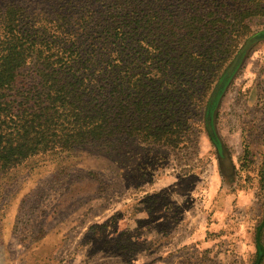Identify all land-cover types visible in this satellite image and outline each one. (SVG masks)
I'll use <instances>...</instances> for the list:
<instances>
[{
  "label": "rangeland",
  "instance_id": "rangeland-1",
  "mask_svg": "<svg viewBox=\"0 0 264 264\" xmlns=\"http://www.w3.org/2000/svg\"><path fill=\"white\" fill-rule=\"evenodd\" d=\"M234 2L0 0V37L7 12L17 8L16 28L27 45L36 43L11 99L43 98L45 105L58 85L75 82V105L96 122L93 100L111 97L112 79L123 78L127 101L129 79L143 80V118L132 124L128 115L125 132L105 130L94 142L0 164V264H258L264 40L247 52L221 97L214 124L221 147L206 123L217 80L211 60L244 43L239 26L224 37L217 30L240 8ZM203 13L214 22L199 36L170 42L173 29L187 32L183 17ZM245 23L252 34L264 30V12ZM61 75L68 80L56 81ZM149 117L153 126L166 119L179 126L167 140L150 136ZM72 122H63L66 131Z\"/></svg>",
  "mask_w": 264,
  "mask_h": 264
},
{
  "label": "trees",
  "instance_id": "trees-1",
  "mask_svg": "<svg viewBox=\"0 0 264 264\" xmlns=\"http://www.w3.org/2000/svg\"><path fill=\"white\" fill-rule=\"evenodd\" d=\"M232 1H235L234 6H240L238 12L233 10L231 15L234 14V17L228 20L227 16L217 30L224 37L231 35L229 30L232 26H239L240 29H236L238 31L237 37L244 38V43L242 47H236L235 45L233 50L226 49L222 53L219 52L221 55L216 54L215 59L211 60L215 65L214 69L211 70L212 75L217 76V80L213 86V93L206 111V123L209 133L219 147H221V143L214 124L221 97L234 78L247 52L259 41L264 40V30L252 34L245 23L248 16L264 12V5L260 0ZM17 10V8H14L13 11L15 12H7L4 19L6 29L4 38L0 37V164L2 166L20 164L29 156L37 153L56 149L68 150L78 144L94 142V139L99 140L106 137L108 133H104L105 130L109 132L112 130V133H123L126 131L125 120L128 115L132 116L130 117L133 120L132 124H137V120L140 121L143 118V115L140 114L142 110L139 108L142 101L137 98V94L142 92L139 83H143V80L140 76H137L136 79L132 77L128 81L129 88L133 91V98L129 101L125 100L124 97L125 84L123 78L116 77L112 79L111 85L114 89L108 94L111 97L102 96V99L93 100L98 113L96 122H89V120L96 117H90L86 111L75 105V99H72L75 98L76 94L72 89L76 85L75 82H65L58 85L62 89L56 90L51 95V101L45 105L43 98L41 103L32 100V103H25L19 97H16L15 100L11 99V91L14 88L18 70L26 63L27 57L34 52V45H36L34 41L27 45L29 39L20 33L21 30L18 31V28H16ZM206 14L208 13H203L202 16L194 15L187 19L183 17L181 19L182 26L188 29L187 32L182 35L177 29H173L167 34L170 42L188 41L190 37L196 38L199 36L198 34L202 33V27L214 22L212 15L207 18ZM233 52L236 55H230ZM231 56H234V58L223 68L225 61ZM56 72L60 74V71ZM214 76L211 77L210 82L215 80ZM55 78H57L56 81L60 79L68 80L69 76L61 75L60 77L55 76ZM80 81L83 82L84 80L81 79ZM103 88L105 89V87ZM103 111H110L111 113L104 114ZM69 118H74L75 124L73 128L68 129V132L64 129L63 122ZM101 118L102 120L106 118V125L101 121ZM163 122L166 123L153 126L149 117V131L146 134L162 136L165 140L170 138L169 136L176 132L175 129L179 125L178 123L168 122L167 119ZM137 128L139 129L136 126L135 130H138ZM129 133H132V131L130 130ZM132 134L139 135L137 133ZM258 252L260 255L258 264H260L264 257V248L261 245H258Z\"/></svg>",
  "mask_w": 264,
  "mask_h": 264
}]
</instances>
